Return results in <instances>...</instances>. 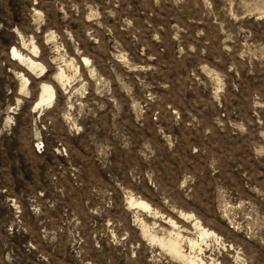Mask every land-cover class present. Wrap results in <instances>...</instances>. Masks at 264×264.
Masks as SVG:
<instances>
[{
	"label": "rangeland",
	"instance_id": "obj_1",
	"mask_svg": "<svg viewBox=\"0 0 264 264\" xmlns=\"http://www.w3.org/2000/svg\"><path fill=\"white\" fill-rule=\"evenodd\" d=\"M17 31L69 76L50 108ZM178 209L264 264V0H0V264H180L139 227Z\"/></svg>",
	"mask_w": 264,
	"mask_h": 264
},
{
	"label": "bare ground",
	"instance_id": "obj_2",
	"mask_svg": "<svg viewBox=\"0 0 264 264\" xmlns=\"http://www.w3.org/2000/svg\"><path fill=\"white\" fill-rule=\"evenodd\" d=\"M36 12L38 13V10ZM16 34L20 39V46H13L10 55L18 67V70L15 71V76L19 80L18 94L28 97L30 93L28 86L31 83L30 77L32 76L33 79L39 80V86L36 98L30 107L31 111L35 112L50 108L57 97V86L66 90L70 80L69 76L60 64L53 75L50 78L47 77L46 65L40 59L41 50L33 37L24 39L18 31ZM50 39H53L52 35L46 38V40ZM57 46L55 47L58 51ZM61 58L65 66L72 67L75 72L78 71V64L74 63L73 58ZM82 61L90 67L89 71L92 72L89 58L83 56ZM9 112H12V110L10 109ZM128 204L129 206L142 207V209L149 211L151 215L152 208L150 204L142 198L137 199L134 196H129ZM152 214L154 219L160 218L158 228L154 226L157 222H154L151 226L140 219V233L171 260L180 264H217L219 262L214 250L219 245L225 246V241H221L219 234L209 228L207 223L196 216L193 211L178 209L166 215L159 214L158 211H153ZM229 245H231L229 250H235L232 244ZM234 253L235 259H237V251H234ZM221 264H226V262Z\"/></svg>",
	"mask_w": 264,
	"mask_h": 264
}]
</instances>
